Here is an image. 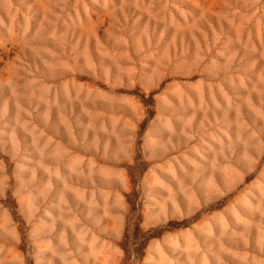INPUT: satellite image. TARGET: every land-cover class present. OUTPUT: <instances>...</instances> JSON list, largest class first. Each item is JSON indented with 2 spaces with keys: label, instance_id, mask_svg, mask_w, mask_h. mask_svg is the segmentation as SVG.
I'll return each mask as SVG.
<instances>
[{
  "label": "rangeland",
  "instance_id": "1",
  "mask_svg": "<svg viewBox=\"0 0 264 264\" xmlns=\"http://www.w3.org/2000/svg\"><path fill=\"white\" fill-rule=\"evenodd\" d=\"M0 264H264V0H0Z\"/></svg>",
  "mask_w": 264,
  "mask_h": 264
}]
</instances>
